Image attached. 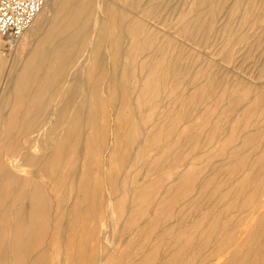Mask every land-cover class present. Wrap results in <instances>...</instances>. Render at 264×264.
<instances>
[{
    "label": "rangeland",
    "instance_id": "obj_1",
    "mask_svg": "<svg viewBox=\"0 0 264 264\" xmlns=\"http://www.w3.org/2000/svg\"><path fill=\"white\" fill-rule=\"evenodd\" d=\"M205 1L100 0L107 12L95 53L68 60L61 51V64L49 44L30 84L36 99H6L0 132L20 152L29 147L23 135H48L45 148L30 150L43 160H15L32 178L33 199L17 190L0 209L1 222L49 207L46 218L32 216L39 237L32 255L42 261L28 264H264V0ZM25 57L0 74V95L13 90ZM8 141L0 138V150L12 151ZM2 250L0 264H17L2 260Z\"/></svg>",
    "mask_w": 264,
    "mask_h": 264
},
{
    "label": "bare ground",
    "instance_id": "obj_2",
    "mask_svg": "<svg viewBox=\"0 0 264 264\" xmlns=\"http://www.w3.org/2000/svg\"><path fill=\"white\" fill-rule=\"evenodd\" d=\"M49 1L50 0H48L47 2H46V4H45V6H44V8H43V10L41 11V13L39 14V16H38V18L35 20V22L33 23V25L31 26V28L24 34V36L21 38V40L18 42V44L16 45V48L13 50V52H12V54H10L9 56H4V55H2L1 54V56H3V57H1L0 58V74L3 72V71H5V69L7 70L8 68V71H9V73L10 72H14V71H16L17 70V66L19 65V64H21L22 62H23V59H24V57L28 54V59H27V61H26V63L25 64H27V67L26 68H24V69H22L21 70V75H18V76H16V77H14V79H12V80H14V83L12 84V91L11 92H3L1 95H0V110H1V108L3 107L2 105L4 104V103H7L6 102V99H8V97L10 98V97H14V99L16 100L15 102H20V100H21V98L23 97V96H28L29 98H31L33 101L36 99V94H38L37 92H32L31 90H34L35 89V87H32V86H30V84H31V82L33 83V84H35L36 83V77H35V72H37V74H38V71H40V68L38 69V66H40L39 65V62H38V59H42L43 58V56H45V54L43 55L42 54V52L44 53H46V51L48 52V45L49 44H51V43H54L53 45H54V48H53V51H54V55L56 56V57H58L57 58V60L62 64L63 62H64V56L62 57V53H61V51L63 52L64 51V53L66 52L67 53V55H68V60H71L72 58H73V56L78 52V51H83V52H87V53H95V51H96V48H97V46H99V44H100V28H101V25H102V23L105 21V18H103V17H101L102 15H105L106 13H105V11H106V8H107V5H103L102 3H100V0H99V2H98V0H95V4L94 3H92V5L94 4L95 5V7L93 8L92 7V5H91V2L90 1H88V0H51V2H50V4H49ZM94 1V0H93ZM92 1V2H93ZM121 1V0H120ZM123 1H125L126 2V0H123ZM128 1V0H127ZM102 2V1H101ZM204 2H206L205 0H204ZM208 2V1H207ZM104 4H106L105 2H104ZM53 6V8L55 9V13H54V15H53V17H52V20H51V22H49V20H48V22H46V20H44V19H46V17L43 19V17H44V15H45V12H47L46 10H47V8L48 7H50V6ZM93 5V6H94ZM104 6H105V8H104ZM52 7H50V9H51ZM49 9V8H48ZM54 9H53V11H54ZM204 9V8H203ZM115 10V9H114ZM109 11V10H108ZM107 12V11H106ZM113 12H115V11H113ZM112 12V13H113ZM118 13V12H117ZM120 14V13H119ZM49 15H50V13H49ZM109 15V14H108ZM114 15V14H113ZM118 15V14H117ZM107 16V15H106ZM106 16H104V17H106ZM110 17H111V15H110ZM118 17V16H117ZM49 18V17H48ZM106 19H108V18H106ZM117 19H119V18H117ZM188 19H189V22H191L190 21V18L188 17ZM201 19V18H200ZM110 20V19H109ZM187 20V19H186ZM185 20V21H186ZM198 21H199V19H197ZM115 21H116V19H115ZM197 21V22H198ZM200 23H201V21H199ZM106 23V22H105ZM116 23H117V21H116ZM120 23H121V21H120ZM125 23V22H124ZM184 24L186 23V22H183ZM182 23V24H183ZM107 24H108V21H107ZM122 24V23H121ZM197 24V23H196ZM195 24V25H196ZM105 25V24H104ZM118 25H119V23H118ZM125 25V24H124ZM123 25V26H124ZM194 25V24H193ZM194 25V26H195ZM201 25V24H200ZM186 26H188V22H187V25H185L184 27H186ZM192 26V25H191ZM190 26V24H189V27H186L188 30H189V28L191 27ZM127 27V26H126ZM125 27V28H126ZM124 28V27H123ZM128 30H130V29H128ZM127 30V31H128ZM187 30V31H188ZM58 31V32H57ZM131 31V30H130ZM184 32V31H183ZM182 32V33H183ZM188 32H190V30L188 31ZM58 33H59V36H61V39H60V41L57 43L56 42V39H59V38H57V35H58ZM123 33H126L125 31L123 32ZM129 33V32H128ZM191 33V32H190ZM189 33V34H190ZM127 34V33H126ZM185 34V33H184ZM186 34H187V32H186ZM185 34V35H186ZM127 35H129V34H127ZM187 36V35H186ZM128 39V38H127ZM58 41V40H57ZM56 42V43H55ZM127 43V42H126ZM46 46V47H45ZM51 46V45H50ZM154 46V45H153ZM51 48V49H52ZM164 49V48H163ZM165 50V49H164ZM52 51V50H51ZM100 51V50H99ZM81 53V52H80ZM41 55V56H40ZM39 56H40V58H39ZM47 56V55H46ZM46 56H45V58H46ZM48 56L50 57V53H48ZM55 56H53V57H55ZM27 57H25V58H27ZM167 57V56H166ZM159 58V57H158ZM161 58V57H160ZM176 59H177V57H175ZM174 59V58H173ZM176 59L174 60L175 62H176ZM48 60V59H47ZM90 60V59H89ZM161 60V59H160ZM163 60V59H162ZM169 60V59H168ZM168 60H166V61H168ZM171 60H172V58H171ZM178 60V59H177ZM61 61H63V62H61ZM173 61V60H172ZM25 62V61H24ZM165 62V61H164ZM164 62H163V64H164ZM169 62V61H168ZM178 62V61H177ZM59 63V65L58 64H56V66H61V64ZM166 63V62H165ZM173 65H175V63H173ZM177 65V64H176ZM24 66V65H23ZM164 67V66H163ZM165 68V67H164ZM175 68V66L173 67V69ZM63 71V70H62ZM34 72V76H33V73ZM19 73V72H18ZM30 74V75H29ZM84 77V76H83ZM56 78H59V77H56ZM64 78V77H63ZM80 78V77H79ZM78 78V79H79ZM84 78H86V77H84ZM39 79V78H38ZM99 79V78H98ZM76 80V79H75ZM81 79H79L78 80V82L80 81ZM83 80H85V79H83ZM86 81V80H85ZM98 81H100V80H98ZM76 82V81H75ZM81 82V87H82V80L80 81ZM84 82V81H83ZM77 83V82H76ZM76 83H73V85L72 86H74V84H76ZM96 83V82H95ZM99 83V82H98ZM87 84V83H86ZM100 84V83H99ZM99 84H98V86H99ZM77 87H78V85H76ZM80 86V85H79ZM86 86V85H85ZM98 86H97V88H98ZM38 88H41L42 87V85H38L37 86ZM75 87V86H74ZM73 87V88H74ZM100 87V86H99ZM71 88V87H70ZM70 88H69V90H70ZM78 89V88H77ZM82 89V88H81ZM98 90H99V88H98ZM85 91V90H84ZM86 91H87V88H86ZM74 91H72V93H73ZM71 93V92H70ZM80 93H84V92H80ZM90 93H91V91H90ZM79 94V93H78ZM97 94V93H96ZM48 96H49V93L47 94ZM71 96H72V94H70ZM75 95V93L73 94V96ZM86 95H88L87 93H86ZM70 96V97H71ZM72 96V97H73ZM77 96H80V95H77ZM76 95L74 96V98L75 97H77ZM82 96H84V95H82ZM82 96H81V99H82ZM69 97V96H68ZM72 97H71V99H72ZM85 97H87V96H85ZM84 97V98H85ZM46 98V97H45ZM73 98V99H74ZM79 98V97H78ZM84 98L82 99L83 100V102L85 101L86 102V99L84 100ZM264 98V97H263ZM13 99V100H14ZM81 99L79 100V99H77V100H79V102L81 101ZM98 99V98H97ZM96 99V100H97ZM29 100V99H28ZM75 100V99H74ZM76 100V101H77ZM89 100V99H88ZM262 100V99H261ZM13 102V101H12ZM25 102V101H24ZM45 102V101H44ZM43 102V103H44ZM88 102V101H87ZM77 103V102H76ZM258 104H259V102H258ZM10 105V104H9ZM85 105V104H84ZM260 105V104H259ZM6 106V105H5ZM46 106V105H45ZM85 106H87V104L85 105ZM7 108V107H6ZM23 108H24V106H23ZM83 108H85V107H83ZM258 108H259V106H258ZM10 109V108H9ZM38 109V108H37ZM77 110V109H76ZM86 110H87V108H86ZM38 111V110H37ZM21 112V111H20ZM43 112V111H42ZM41 112V113H42ZM70 112H71V110H70ZM76 112V111H75ZM84 112V111H83ZM33 113V112H32ZM31 113V114H32ZM81 113V112H80ZM3 114H1V116H2ZM21 116V115H20ZM17 120L19 121V119L17 118ZM41 120V119H40ZM26 122V121H25ZM31 122V121H30ZM258 122V121H257ZM256 122V123H257ZM76 123V122H75ZM19 124H20V122H19ZM18 124V125H19ZM25 125V124H24ZM23 125V126H24ZM40 125V124H39ZM259 125V124H258ZM4 127H5V124H1L0 123V129H4ZM19 127V126H18ZM261 127V126H260ZM264 127V126H263ZM12 128V127H11ZM38 128V127H37ZM23 129V128H22ZM39 129H40V127H39ZM17 130V129H16ZM15 130V131H16ZM37 130V129H36ZM35 130V131H36ZM261 129H259V131H260ZM32 131H34L33 129H32ZM35 131L34 132H32V133H28V134H25V135H23V137H24V139L23 140H25V145H28L29 147H28V150H26L25 148H22L21 149V152L18 150V147H20V143H18V142H16V140L15 139H12V136H10V135H7V134H4V132H0V138H4V139H8L9 141H8V144L7 145H9V146H11V148H12V151H9V150H6L5 151V149H4V151H2V148H1V150H0V209L2 208H5L4 207V205H5V199L6 198H8V197H10L9 195H12V194H15V193H17V190L19 191V195H17V196H19L20 198H26L27 200H29V199H33V197L31 196L32 195V193H31V195H29V192H30V189H28V187H29V185L31 184V180L30 179H32V178H29V179H24L23 178V175L21 174V171H22V173H24L25 174V172H23V170L24 169H22L21 170V165H17V164H15V160H17L19 157L18 156H21L22 157V159H23V162H25L24 163V165L28 162V159L29 158H31V157H37V156H35V155H33L32 154V151H30L31 149L32 150H34L35 151V149H37V148H40L41 147V145H42V147H43V141H45L44 139L46 138L47 140H48V138H47V136H45L44 134H42L40 131V133L41 134H38L37 136H34V137H31V135H33V134H35ZM38 131V130H37ZM36 131V132H37ZM8 132V131H7ZM39 132H37V133H39ZM43 132V131H42ZM252 132H254V131H252ZM252 132H250V133H252ZM21 133V132H20ZM255 133V132H254ZM260 133V132H259ZM258 133V134H259ZM247 134V133H246ZM245 134V135H246ZM257 133H256V135H258ZM12 135V134H11ZM20 135V134H19ZM19 135H17V136H19ZM255 135V136H256ZM259 135H262L261 133L259 134ZM258 135V136H259ZM16 136V137H17ZM45 136V138H43ZM255 136H253V137H255ZM15 137V136H14ZM22 137V138H23ZM50 137V136H49ZM21 138V139H22ZM259 139H258V142H260V136L258 137ZM50 140V139H49ZM263 140V139H262ZM55 141V140H54ZM54 141H53V143H54ZM48 142V141H47ZM51 142V141H50ZM256 143H257V141H255ZM42 143V144H41ZM49 143V142H48ZM5 144V143H4ZM252 144V143H251ZM250 144V147L252 146ZM255 144V143H254ZM258 144V143H257ZM262 144V143H261ZM50 145V144H49ZM238 145V144H237ZM239 145H240V143H239ZM44 146H45V144H44ZM245 146V145H244ZM261 146V145H260ZM2 147V146H1ZM23 147V146H22ZM239 147V146H238ZM253 147V146H252ZM251 147V148H252ZM258 145L256 146V148L258 149ZM262 147V146H261ZM5 148V147H4ZM43 148H45V147H43ZM236 148V147H235ZM247 148H249V146L247 147ZM255 148V147H254ZM253 148V149H254ZM24 149V150H23ZM42 149V148H41ZM252 149V150H253ZM23 150V151H22ZM38 150V149H37ZM36 150V151H37ZM44 150V149H43ZM45 150H47V148L45 149ZM233 150H234V148H233ZM239 150V149H238ZM246 150H248V149H246ZM245 150V151H246ZM259 150V149H258ZM242 153H244L243 151H244V149L243 150H240ZM236 152H239V151H236ZM250 152V151H249ZM260 152H262V151H260ZM260 152H258V153H260ZM17 153H19L18 155H16ZM234 153V152H233ZM246 153V152H245ZM253 154H256V153H254V150H253V152H252ZM240 154V153H239ZM45 155V154H44ZM236 155H238V153L236 154ZM258 155V154H257ZM40 156V155H39ZM50 156V155H49ZM49 156H47L48 158H49ZM238 156H241V155H238ZM237 156V157H238ZM252 156V155H251ZM249 157V160L252 158L253 160H252V162L254 161V156H252V157ZM44 156H40V157H37L35 160H37V159H42ZM233 157V156H232ZM17 158V159H16ZM45 158V157H44ZM43 158V159H44ZM32 159V158H31ZM42 159V160H43ZM230 159H231V157H230ZM230 159H226V160H224V163H226L228 160H230ZM236 159V158H235ZM235 159H233L234 161H235ZM244 159H245V157H244ZM255 159H257L256 157H255ZM30 160V159H29ZM42 160H40V161H42ZM47 160V159H46ZM232 160V161H233ZM247 160V159H246ZM246 160H244V161H246ZM258 160H260V161H258L259 163L258 164H260V166H262V167H264V153L261 155V158H259ZM226 161V162H225ZM243 161V163H245ZM18 162V161H17ZM22 162V163H23ZM48 162H49V159H48ZM236 162L238 163V161L236 160ZM247 162H249V161H247ZM250 162H251V160H250ZM19 163V162H18ZM33 163H35L34 161H33ZM41 163V162H40ZM46 163V162H45ZM229 163L231 164V166H232V163H235V162H230L229 161ZM241 164V166L243 165V167H244V165H246V167H247V165H248V163H246V164ZM21 164V163H20ZM38 164V163H37ZM256 164V163H255ZM258 164H257V166H258ZM32 165V164H31ZM27 166V165H26ZM25 166V167H26ZM36 166V165H35ZM229 166V165H228ZM230 166V167H231ZM233 166H235L234 164H233ZM238 166H240V164L238 165ZM240 166V167H241ZM251 166H253V164L251 165ZM250 166V167H251ZM256 166V167H257ZM230 167H227V168H230ZM240 167H238L239 169H241V171H242V168H240ZM24 168V167H23ZM40 168V167H39ZM235 168V167H234ZM237 168V167H236ZM249 168V167H248ZM258 168H259V166H258ZM255 169H257V168H255ZM254 169V170H255ZM42 170V169H41ZM229 170V169H228ZM246 170V169H245ZM253 170V171H254ZM259 170H260V168H259ZM25 171V170H24ZM236 171H237V169H236ZM235 171V172H236ZM240 170H238V172H239ZM257 171H258V169H257ZM256 171V172H257ZM261 172H262V169L260 170ZM255 172V173H256ZM264 172V171H263ZM263 172L261 173V174H263ZM233 173V172H232ZM250 173H252V172H250ZM254 173V174H255ZM240 174V173H239ZM243 174H244V172H243ZM257 174V173H256ZM255 174V175H256ZM230 175L232 176V174L230 173ZM241 175H242V173H241ZM235 176H236V174H235ZM254 176V175H253ZM252 175L250 176V177H253ZM257 176V178L260 176V175H256ZM255 176V177H256ZM30 177V176H29ZM241 177H243V176H241ZM241 177H240V179H241ZM255 177H253V178H255ZM252 178V179H253ZM35 178H33V180H34ZM252 179H249V181L250 180H252ZM257 180H259V179H257ZM248 181V182H249ZM254 181V180H253ZM252 182V181H251ZM257 181H256V178H255V183H256ZM260 182H261V180H260ZM244 183V182H243ZM253 183V182H252ZM37 184H39L38 182L35 184V185H37ZM42 184V183H41ZM190 184V183H189ZM189 184H185V185H189ZM242 184V183H241ZM247 184V183H246ZM245 184V185H246ZM251 184V183H250ZM33 185V184H32ZM32 185H31V187H32ZM46 185V184H45ZM183 186L182 187V189L184 188L185 189V187L186 186ZM260 185H261V183H260ZM40 186V185H39ZM38 186V187H39ZM43 185H41L40 187H42ZM190 186H191V184H190ZM189 186V187H190ZM262 186V185H261ZM171 187V186H170ZM173 187H175V186H173ZM172 187V188H173ZM245 187H247V186H245ZM250 187H251V185H249V189H250ZM255 187V186H254ZM168 188V187H167ZM43 189H44V187H43ZM48 189V188H47ZM177 189V188H176ZM176 189H174V190H176ZM181 189V190H182ZM186 189H187V187H186ZM184 190V191H187V190ZM253 189V188H252ZM258 189V191L261 189V187L259 186V188H257ZM32 190H33V188H32ZM168 190H169V188H168ZM167 190V191H168ZM171 190H173V189H171ZM180 190V192L182 193V191ZM263 190V189H262ZM47 191V190H46ZM164 191H166V189L164 190ZM244 191V190H243ZM251 191V190H250ZM173 192L174 191H172V193L171 194H173ZM189 192V191H188ZM264 192V191H263ZM35 193V192H34ZM164 193V192H163ZM170 193H169V195H170ZM178 193V192H177ZM181 193H179L181 196H182V194ZM185 193H187V192H185ZM249 193V192H248ZM165 194V193H164ZM167 194H168V192H167ZM176 194V193H175ZM258 195H259V193H257ZM47 195V194H46ZM46 195H45V197H46ZM169 195H167V196H169ZM180 195H177L178 196V198L176 199L177 201H178V199L181 197ZM249 195V194H248ZM262 195H264V193H262ZM13 196V195H12ZM48 196H50L49 195V193H48ZM180 196V197H179ZM15 197V196H14ZM13 197V198H14ZM176 197V196H175ZM175 197H173V198H175ZM184 197V196H183ZM37 198V195H35V199ZM182 198V197H181ZM180 198V199H181ZM185 198V197H184ZM179 199V200H180ZM183 199V198H182ZM9 200V199H8ZM7 200V201H8ZM10 200H11V197H10ZM46 200V199H45ZM45 200H44V202H45ZM15 201H16V199H15ZM15 201H13V202H15ZM25 201V200H24ZM175 201V200H174ZM174 201L172 200V202L171 203H174ZM177 201H175V202H177ZM26 202V201H25ZM9 203V202H8ZM18 203H19V201H18ZM263 203V202H262ZM16 204V203H15ZM20 204V203H19ZM23 204V203H22ZM32 204H33V200H32ZM46 205L47 204H45V206L43 205V207L42 208H39V210L37 211V212H35L34 214L35 215H37V216H39L40 218H46L45 216H46V212H45V210L47 209V207H46ZM171 205H173V204H171ZM5 206H7V205H5ZM15 206V205H14ZM20 206V205H19ZM18 206V207H19ZM28 206H30V205H28ZM126 206V205H125ZM9 207L10 206H8V209H9ZM25 207H26V205H25ZM262 207H263V205H262ZM23 208H24V206H23ZM28 208V207H27ZM46 208V209H45ZM49 208V207H48ZM17 209V208H16ZM15 209V210H16ZM26 209V208H25ZM24 209V210H25ZM14 210V211H15ZM24 210H22L21 212H20V214L18 215V216H16L14 219H11V218H8L7 217V215L6 214H4V212H3V216H5V217H3L2 218V220H1V222H0V237L2 238V241H3V244L2 243H0V248H3V252L1 253L2 255H1V259L2 260H5V261H11V260H15L16 262H17V264H26V261H27V259H29V258H31V261L33 262V263H35V262H41L42 260H41V258L39 257V256H36V254H34L36 257H33V250H34V247H35V241H37L38 239H39V237H37V235H35V231H36V229L34 230V225H35V223L37 222H34V220H33V217L32 216H34V214L32 215V216H27L26 217V214H29V213H26V212H24ZM261 210V209H260ZM11 211H12V209H11ZM30 211V210H29ZM28 211V212H29ZM47 211V213H48V209L46 210ZM258 211H259V209H258ZM262 211V210H261ZM260 212V211H259ZM259 212H258V214H259ZM2 213V212H1ZM90 213V212H89ZM255 213V212H254ZM12 214V213H11ZM90 214H94V213H90ZM89 214V215H90ZM258 214H256L255 215V218L257 217V215ZM14 215V214H13ZM48 215V214H47ZM92 215H90V217L92 216ZM94 216V215H93ZM126 216V215H125ZM259 216V215H258ZM13 217V216H12ZM124 218V217H123ZM252 218V217H251ZM254 218V217H253ZM259 218V217H258ZM126 219H128V218H126ZM257 219V218H256ZM111 220V219H110ZM109 220V221H110ZM123 220V219H122ZM158 220V219H157ZM250 220H252V219H250ZM261 221H263L264 220V217H262L261 219H260ZM252 221H255V220H252ZM260 221V222H261ZM111 222V221H110ZM154 222H156V221H154ZM130 223V221H128V222H126V224H129ZM112 224V223H111ZM125 224V225H126ZM148 224H152L151 222H149ZM165 224V223H164ZM51 225V224H50ZM133 225V224H132ZM261 225V224H260ZM110 226H112V225H110ZM124 226V225H123ZM249 226V225H248ZM251 226V225H250ZM249 226V227H250ZM256 226H258V224L256 225ZM263 226V225H262ZM130 227H132L131 225H130ZM249 227H248V229L247 230H249ZM257 228V227H256ZM261 229H262V227H261ZM263 229H264V226H263ZM48 230V229H47ZM47 230H45V231H47ZM255 230V229H254ZM259 229H257V231H258ZM254 232V231H253ZM252 232V233H253ZM256 232V231H255ZM259 232H261V230L259 231ZM258 232V233H259ZM264 232V231H263ZM47 233V232H46ZM244 233H246V232H244ZM257 233V232H256ZM239 237V236H238ZM253 238V237H255L254 236V234H253V236H250V238ZM38 238V239H37ZM252 238L250 239V240H252ZM41 239V238H40ZM43 239H47L46 237L45 238H43ZM236 244V243H235ZM240 244V243H239ZM242 244H243V242H242ZM242 244H240V245H242ZM246 245V244H245ZM244 245V246H245ZM236 246V245H235ZM234 247V246H233ZM239 247V246H238ZM45 248V247H44ZM43 248V249H44ZM46 249H47V247H46ZM41 250H42V248H41ZM45 250V249H44ZM37 251V250H36ZM112 251H114V250H112ZM39 253L38 254H40V252L41 251H38ZM48 252V251H47ZM155 252V251H154ZM49 253V252H48ZM47 253V254H48ZM111 253V252H110ZM114 254H115V252H113ZM152 252H150V254H151ZM68 254V253H67ZM112 254V253H111ZM147 254V253H146ZM149 254V255H150ZM153 255V254H152ZM152 255H151V257H152ZM63 256V255H62ZM144 256V255H143ZM233 256V255H232ZM48 257H49V255H48ZM61 257V256H60ZM63 257H65V256H63ZM63 257H61V258H63ZM144 257H146V256H144ZM150 257V256H149ZM34 258V259H33ZM43 258V257H42ZM68 259V258H67ZM148 259V258H147ZM46 260V259H45ZM116 260V259H115ZM29 261V260H28ZM27 261V264L29 263ZM216 261V260H215ZM149 262V261H148ZM222 262V261H221ZM229 262V261H228ZM10 263V262H9ZM8 263V264H9ZM13 263V262H12ZM61 263V262H60ZM141 263V262H140ZM43 264V263H42ZM49 264V263H48ZM66 264V263H65ZM142 264V263H141ZM221 264V263H220ZM224 264V263H223Z\"/></svg>",
    "mask_w": 264,
    "mask_h": 264
},
{
    "label": "built area",
    "instance_id": "obj_3",
    "mask_svg": "<svg viewBox=\"0 0 264 264\" xmlns=\"http://www.w3.org/2000/svg\"><path fill=\"white\" fill-rule=\"evenodd\" d=\"M47 0H0V45L9 56L31 28Z\"/></svg>",
    "mask_w": 264,
    "mask_h": 264
}]
</instances>
